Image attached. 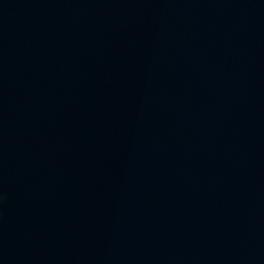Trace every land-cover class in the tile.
Returning a JSON list of instances; mask_svg holds the SVG:
<instances>
[{
	"label": "water",
	"instance_id": "water-1",
	"mask_svg": "<svg viewBox=\"0 0 264 264\" xmlns=\"http://www.w3.org/2000/svg\"><path fill=\"white\" fill-rule=\"evenodd\" d=\"M0 264H264V0H0Z\"/></svg>",
	"mask_w": 264,
	"mask_h": 264
}]
</instances>
